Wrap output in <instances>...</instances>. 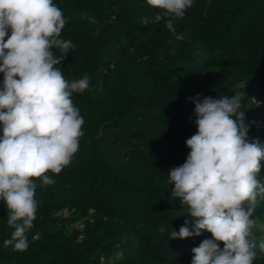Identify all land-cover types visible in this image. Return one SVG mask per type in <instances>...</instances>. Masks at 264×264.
Wrapping results in <instances>:
<instances>
[{
    "label": "trees",
    "instance_id": "1",
    "mask_svg": "<svg viewBox=\"0 0 264 264\" xmlns=\"http://www.w3.org/2000/svg\"><path fill=\"white\" fill-rule=\"evenodd\" d=\"M54 3L67 18L61 38L73 44L64 76L90 78L73 94L84 136L72 162L47 173L53 185L35 181L24 252L4 245L14 229L0 200V264H191L192 249L212 237L170 239L193 218L171 196L168 172L185 162L197 131L190 97L243 92L249 138L264 143V0H193L174 21L180 41L163 19L154 22L163 10L146 0ZM252 218L257 242L264 240V200ZM255 251L253 264H264Z\"/></svg>",
    "mask_w": 264,
    "mask_h": 264
},
{
    "label": "clouds",
    "instance_id": "2",
    "mask_svg": "<svg viewBox=\"0 0 264 264\" xmlns=\"http://www.w3.org/2000/svg\"><path fill=\"white\" fill-rule=\"evenodd\" d=\"M146 3L163 10L155 23L163 19L177 41L184 39L174 21L185 16L193 0ZM66 23L54 0H0V200L14 229L4 245L18 252L28 249L26 234L36 220L35 181L53 185L47 173L59 174L68 166L84 136L85 121L73 94L88 89L90 78L64 76L61 65L73 47L61 38ZM189 99L197 131L186 140L185 162L168 174L171 196L188 206L193 223L190 227L186 220L170 239L207 231L212 239L192 249L191 264H253L255 249L264 252V240L257 242L252 231L254 211L264 200L259 179L264 143L249 138L243 92Z\"/></svg>",
    "mask_w": 264,
    "mask_h": 264
},
{
    "label": "built area",
    "instance_id": "3",
    "mask_svg": "<svg viewBox=\"0 0 264 264\" xmlns=\"http://www.w3.org/2000/svg\"><path fill=\"white\" fill-rule=\"evenodd\" d=\"M2 82H3V74H0V83L2 84ZM254 102H256V103H259V104H261V101L259 100V98H257V97H254L253 99H252ZM257 128H258V130H261V126H257ZM254 138H257L256 136H254L253 137V139ZM62 212V210L60 211V213ZM64 212H67L66 210L64 211ZM101 259H102V261L104 262L105 261V258L104 257H101Z\"/></svg>",
    "mask_w": 264,
    "mask_h": 264
},
{
    "label": "rangeland",
    "instance_id": "4",
    "mask_svg": "<svg viewBox=\"0 0 264 264\" xmlns=\"http://www.w3.org/2000/svg\"><path fill=\"white\" fill-rule=\"evenodd\" d=\"M79 224H80L79 222H75L74 223L75 226H79Z\"/></svg>",
    "mask_w": 264,
    "mask_h": 264
}]
</instances>
